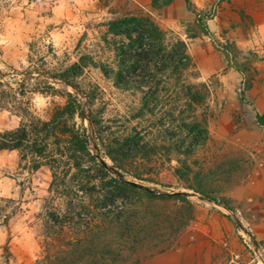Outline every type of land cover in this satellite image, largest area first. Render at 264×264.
<instances>
[{"label":"rangeland","instance_id":"374dc122","mask_svg":"<svg viewBox=\"0 0 264 264\" xmlns=\"http://www.w3.org/2000/svg\"><path fill=\"white\" fill-rule=\"evenodd\" d=\"M223 1L213 0L202 9V19L212 34L206 35L195 16L170 29L133 0H84L83 4L76 0H28L27 4L23 0H15V3L0 0V131L18 128L22 119H26L24 110L27 107L32 116L51 120L72 94L81 105L84 118L76 114L70 124L86 128L91 152L98 162L101 163V157L126 179L149 186L156 192H188L197 211V206L208 200L186 189V184L201 185L213 198L228 203L224 194L230 189L228 184L243 172L241 169V173L234 172L236 165L240 166L242 154L223 150L224 144L207 145L208 142L190 155L176 151L175 145L181 137L175 136L177 131L169 120L163 124L162 115L147 112L141 118L136 117L143 108L147 88L143 92L133 85L120 88L113 76L122 68V49L129 43L125 35L113 33L114 23L134 15L149 14L164 30L173 32L168 36L171 41L181 38L187 43L194 67L188 69L183 78L210 96L208 88L203 87L207 83L197 79L199 71L191 50L201 40L209 41L228 63L220 47L232 42L236 29L245 35L251 31L249 16L245 12H225L221 6ZM152 5L156 9L163 7L156 6L154 0ZM240 21L243 24L238 23ZM231 54H237V61L247 69L256 53L238 48ZM257 57L259 60L258 54ZM252 77L253 73H248L247 78ZM211 81L212 88L215 81L213 78ZM243 83L239 96L244 91ZM180 100L185 102L183 98ZM206 109L200 107L197 111L199 118H205L207 123ZM92 117L98 129L91 123ZM96 130L101 133L98 135ZM135 132L143 135V143H147L145 151L132 156L113 151L117 148L112 143L116 138ZM186 168L188 170L184 171ZM111 175L118 178L113 172ZM5 180L12 183L9 195L0 196V233L3 234L0 264H36L47 238L48 215L55 209H64L65 201L51 191L49 166L35 171L29 160L21 161L17 150L0 151V184ZM18 225L26 230L16 231ZM29 235L31 238L26 239ZM262 256L260 254V264H264ZM139 257L142 262L149 258L144 253ZM134 260L125 264H132Z\"/></svg>","mask_w":264,"mask_h":264},{"label":"trees","instance_id":"16d2710c","mask_svg":"<svg viewBox=\"0 0 264 264\" xmlns=\"http://www.w3.org/2000/svg\"><path fill=\"white\" fill-rule=\"evenodd\" d=\"M159 1L154 0L158 7L170 2ZM185 1L204 33L212 35L202 19V11L191 0ZM112 31L125 35L129 42L122 49V68L113 75L117 85H133L142 92L147 88L143 108L136 117H143L145 112L162 115V123L169 120L177 131L175 136L181 137L176 151L190 155L207 142L209 131L206 119H200L197 111L207 107L208 96L183 78L194 67L187 43L181 38L171 41L168 36L173 32L164 30L149 14L117 21ZM220 49L228 57V66L244 75V91L240 93L244 102L245 92L251 86L248 73H254L257 54L246 69L237 61V54H231L238 51L234 42ZM24 114L26 119L18 128L0 131V151L17 150L21 161L29 160L35 171L49 166L51 191L65 201L64 209H55L48 215L47 238L36 264H125L132 259V264H141L139 255L144 253L151 258L170 250L180 232L196 218V206L188 196L146 192L112 176L92 154L86 128L70 124L76 114L84 118L81 105L72 94L49 121L32 116L29 107ZM256 122L264 127V114H256ZM91 123L98 129L95 118H91ZM112 143L117 147L113 151L124 156L142 153L147 146L139 132L116 138ZM185 188L201 199L231 209L201 185L186 184Z\"/></svg>","mask_w":264,"mask_h":264},{"label":"crops","instance_id":"0c3cea01","mask_svg":"<svg viewBox=\"0 0 264 264\" xmlns=\"http://www.w3.org/2000/svg\"><path fill=\"white\" fill-rule=\"evenodd\" d=\"M140 8L157 16L162 25L177 28L195 13L185 0H172L161 9L153 0H133ZM202 11L213 0H191ZM222 9L245 12L251 21L247 35L236 29L234 42L243 51H254V63L246 102L239 96L244 75L229 67L223 54L211 42L203 41L191 50L199 71L198 80L207 83V145L218 143L223 150L242 154L241 170L224 194L231 209L203 201L196 218L180 232L172 248L145 259L141 264H260L264 253V127L256 114H264V0H224ZM238 23L243 24V21ZM212 78L215 85L211 88ZM241 167V168H239Z\"/></svg>","mask_w":264,"mask_h":264},{"label":"water","instance_id":"95a60500","mask_svg":"<svg viewBox=\"0 0 264 264\" xmlns=\"http://www.w3.org/2000/svg\"><path fill=\"white\" fill-rule=\"evenodd\" d=\"M99 159H100L101 163L108 170H110L111 172L115 173L118 176V178L120 180L124 181L125 183H128V184H130L132 186H135V187H137V188H139L141 190H144L146 192H151V193H155L156 192L153 188H151L149 186H145L143 184H140V183H137V182H134V181L126 179L125 176L121 172L117 171L113 167H110L101 157H99ZM172 195H174V196H181V195L182 196H190V194L188 192H183V191L182 192H174V193H172Z\"/></svg>","mask_w":264,"mask_h":264},{"label":"clouds","instance_id":"9594fccd","mask_svg":"<svg viewBox=\"0 0 264 264\" xmlns=\"http://www.w3.org/2000/svg\"><path fill=\"white\" fill-rule=\"evenodd\" d=\"M77 3L79 4H83L84 0H76ZM12 3H15V0H12ZM24 4L28 3V0H23ZM23 6V5H21ZM63 2H61V7H63ZM31 7H35V5H32ZM17 9H13V11H16ZM55 11H59V9H56ZM32 15H35L34 13ZM17 31H19V29H16ZM11 34V32L9 33ZM25 51H27V49H25ZM12 182L5 180L2 184H0V196H8L9 195V185ZM26 218V217H25ZM26 229L25 227H21L20 225L17 226L16 231H20V232H24ZM30 235L26 237V239H30ZM3 243V234L0 233V244Z\"/></svg>","mask_w":264,"mask_h":264},{"label":"built area","instance_id":"2783aa9c","mask_svg":"<svg viewBox=\"0 0 264 264\" xmlns=\"http://www.w3.org/2000/svg\"><path fill=\"white\" fill-rule=\"evenodd\" d=\"M243 89H240V91H242ZM263 254V256L262 257H264V253H262ZM263 262H264V260H263Z\"/></svg>","mask_w":264,"mask_h":264}]
</instances>
